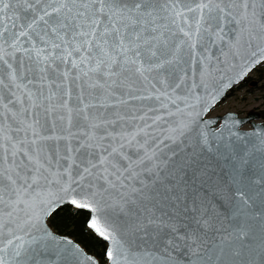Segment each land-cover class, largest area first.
<instances>
[{"label":"snow or ice","instance_id":"obj_1","mask_svg":"<svg viewBox=\"0 0 264 264\" xmlns=\"http://www.w3.org/2000/svg\"><path fill=\"white\" fill-rule=\"evenodd\" d=\"M254 69L264 0H0V264H264Z\"/></svg>","mask_w":264,"mask_h":264},{"label":"trees","instance_id":"obj_2","mask_svg":"<svg viewBox=\"0 0 264 264\" xmlns=\"http://www.w3.org/2000/svg\"><path fill=\"white\" fill-rule=\"evenodd\" d=\"M255 71L259 79L264 78V71L259 69H255ZM244 84L248 83H241L240 85ZM51 227L62 234L71 236L88 252L95 255L100 262H105V257L102 253L106 245L98 236L88 229L82 215H73L65 211L56 218L55 222L51 224Z\"/></svg>","mask_w":264,"mask_h":264},{"label":"rangeland","instance_id":"obj_3","mask_svg":"<svg viewBox=\"0 0 264 264\" xmlns=\"http://www.w3.org/2000/svg\"><path fill=\"white\" fill-rule=\"evenodd\" d=\"M249 78L255 81V85H240L233 90L224 102L218 107L217 111H223L226 108H234L239 110L241 115H245L251 110L259 114L258 120H264V78L259 79L256 71L250 73ZM247 97L246 100L240 99ZM244 127H249L245 125Z\"/></svg>","mask_w":264,"mask_h":264},{"label":"water","instance_id":"obj_4","mask_svg":"<svg viewBox=\"0 0 264 264\" xmlns=\"http://www.w3.org/2000/svg\"><path fill=\"white\" fill-rule=\"evenodd\" d=\"M253 71V70H252ZM251 71V72H252ZM251 72H249L248 74H247V76L251 73ZM246 76V77H247ZM245 80H246V78H245ZM244 80V81H245ZM244 81H242V82H244ZM241 82V83H242ZM256 84V82L255 81H251V85H255ZM251 114V116H252V118H254L257 122H260L259 120H258V118H259V115H257L258 113H256V112H251L250 113ZM245 125H248V126H250V124H245ZM245 125H243V126H245ZM89 229V228H88ZM92 231V230H91ZM93 232V231H92ZM94 233V232H93ZM95 234V233H94ZM66 235V234H65ZM96 236H98V234H95ZM69 236V235H68ZM99 237V236H98ZM69 238L70 239H72V240H74L71 236H69ZM104 243H105V245H106V241L104 240V238H102V237H99ZM75 242H77L76 240H74ZM77 243H79V242H77ZM80 244V243H79ZM80 246L84 249V251L87 253V254H89V255H91V256H93L94 258H95V260L98 262V264H106V261L104 262V263H102V262H100L99 260H98V258L95 256V255H93L92 253H90V252H88L81 244H80Z\"/></svg>","mask_w":264,"mask_h":264}]
</instances>
